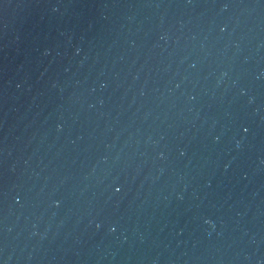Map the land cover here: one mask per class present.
I'll list each match as a JSON object with an SVG mask.
<instances>
[{
    "label": "water",
    "instance_id": "95a60500",
    "mask_svg": "<svg viewBox=\"0 0 264 264\" xmlns=\"http://www.w3.org/2000/svg\"><path fill=\"white\" fill-rule=\"evenodd\" d=\"M0 264H264V0H0Z\"/></svg>",
    "mask_w": 264,
    "mask_h": 264
}]
</instances>
